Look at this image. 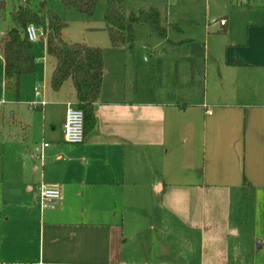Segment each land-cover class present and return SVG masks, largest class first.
<instances>
[{
    "label": "crops",
    "instance_id": "0c3cea01",
    "mask_svg": "<svg viewBox=\"0 0 264 264\" xmlns=\"http://www.w3.org/2000/svg\"><path fill=\"white\" fill-rule=\"evenodd\" d=\"M233 47L221 61L206 50L201 93L193 74L187 86L151 76L149 91L102 80L79 145L63 140L69 101L36 86L47 162L31 150L29 198H0V264H226L231 215L250 229L264 210V28ZM39 184L58 187L52 208Z\"/></svg>",
    "mask_w": 264,
    "mask_h": 264
},
{
    "label": "rangeland",
    "instance_id": "374dc122",
    "mask_svg": "<svg viewBox=\"0 0 264 264\" xmlns=\"http://www.w3.org/2000/svg\"><path fill=\"white\" fill-rule=\"evenodd\" d=\"M1 1L4 5L0 8V38L6 30L16 26L10 15L13 9L20 7L21 3L33 10L42 6L45 12L53 13L65 24V42L100 48L104 62V85L111 86V82H118V85L137 87L140 91L150 90L151 76L154 75L157 77L155 83L159 77L162 84L175 83L178 77L177 83L187 86L193 74L196 90L201 93L206 50L210 60L221 61L225 53L231 54L233 46L246 43L250 30L257 32L264 28V0L249 5L236 0H125V15L149 8L157 9L160 23L166 29V37H159L146 25H138L133 30L132 48H114L105 30L107 0H99L89 18L82 17L75 9H65L60 0ZM220 20H224L226 26L220 27ZM39 41L44 44V36ZM39 41L33 42L36 72L21 78L18 95L4 87L0 59V198L5 196L13 202L29 198L25 178L32 173L33 164L39 166L30 152L36 143L47 141L43 135L45 108L36 109L28 105L40 99L35 97L34 89L39 86L44 90L46 101L49 97L58 96L69 103L74 102L69 81L63 84L58 95L49 86L53 61L45 54ZM171 42L176 43L175 47ZM175 65L179 67L178 73ZM128 74L131 79L126 80ZM156 85L159 86V83ZM53 108L47 106L45 116L52 114ZM57 118L54 108L52 119L56 121ZM259 159L264 160L263 153H260ZM45 162L44 154L43 166ZM36 178L33 183H39ZM13 190L16 192L13 193ZM233 223L231 215V229H237L238 235L230 236L228 233L226 236V264H264V210L257 211L253 224L248 226L250 229Z\"/></svg>",
    "mask_w": 264,
    "mask_h": 264
},
{
    "label": "trees",
    "instance_id": "16d2710c",
    "mask_svg": "<svg viewBox=\"0 0 264 264\" xmlns=\"http://www.w3.org/2000/svg\"><path fill=\"white\" fill-rule=\"evenodd\" d=\"M65 9H75L82 17L89 18L99 0H60ZM13 9L11 19L16 25L6 30L0 38V55L3 59L4 87L18 95L20 80L24 75L36 72L33 43L27 40L25 28L34 25L43 30L45 43L39 41L45 54L51 58L49 86L57 91L69 81L73 89L75 106L84 116V135L95 123L94 104L98 101L104 75L102 51L98 47L63 40L65 24L53 13L45 12L42 6L30 9L24 3ZM125 0H107L104 10L105 30L110 45L114 48L134 45L133 30L138 25L148 26L165 39L166 29L161 25L158 10L130 12L125 15ZM4 2L0 0V8ZM235 65L244 62L234 58Z\"/></svg>",
    "mask_w": 264,
    "mask_h": 264
},
{
    "label": "built area",
    "instance_id": "2783aa9c",
    "mask_svg": "<svg viewBox=\"0 0 264 264\" xmlns=\"http://www.w3.org/2000/svg\"><path fill=\"white\" fill-rule=\"evenodd\" d=\"M25 1V0H22ZM257 0H238L240 4L249 5ZM226 22L224 20L219 21V26L224 27ZM25 35L27 40L31 43L39 41L43 37V30L34 25H28L25 28ZM35 97H40V90L34 89ZM31 108L42 109L46 102L43 100L31 102L28 104ZM63 140L69 145H79L84 141V116L81 110H79L74 103H67L65 119L63 124ZM49 146L47 142H40L34 145L32 149V155L41 166L44 163V150ZM62 196L57 186L39 184L37 190V203L40 210L52 208L57 202L61 200Z\"/></svg>",
    "mask_w": 264,
    "mask_h": 264
}]
</instances>
